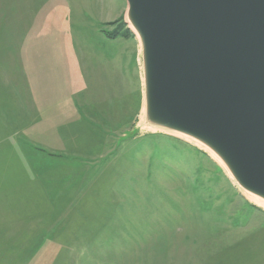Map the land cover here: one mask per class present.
<instances>
[{
	"label": "rangeland",
	"instance_id": "1",
	"mask_svg": "<svg viewBox=\"0 0 264 264\" xmlns=\"http://www.w3.org/2000/svg\"><path fill=\"white\" fill-rule=\"evenodd\" d=\"M127 10L126 0H0V100L40 114L35 87L55 75L39 59L72 53L75 85L63 70L42 100L114 109L92 156L30 160L37 125H0L27 148L9 153L15 187H0V264H264V210L206 153L138 127L140 45Z\"/></svg>",
	"mask_w": 264,
	"mask_h": 264
},
{
	"label": "water",
	"instance_id": "2",
	"mask_svg": "<svg viewBox=\"0 0 264 264\" xmlns=\"http://www.w3.org/2000/svg\"><path fill=\"white\" fill-rule=\"evenodd\" d=\"M126 1L148 120L207 144L264 198V0Z\"/></svg>",
	"mask_w": 264,
	"mask_h": 264
},
{
	"label": "crops",
	"instance_id": "3",
	"mask_svg": "<svg viewBox=\"0 0 264 264\" xmlns=\"http://www.w3.org/2000/svg\"><path fill=\"white\" fill-rule=\"evenodd\" d=\"M72 54V53H71ZM71 54H58L52 53L40 60V67L44 65L48 68L46 73L52 72L55 75V80H53V84L46 85L42 78L39 79V85L35 87L39 91V100H38V109H42L40 114L37 112H33L29 110L28 103H24L23 100L18 98V101L14 102L13 107H10L7 103L10 104L11 101L6 99L0 100V125H7L6 123H15L18 119L21 124H33L35 133V143L33 144L36 148L34 153L29 154L28 159H32L33 156L39 157L37 160H41L40 158H45V155L42 153L49 152L53 155L60 156H92L96 154H100L104 148L103 142V132L97 129V124L100 123H109L110 119L106 120L105 118L109 116L111 111V107L107 109V105L99 104L94 105V103H84L79 104L74 101L73 98L67 99L66 101H46L42 100L41 93L42 90H45V93L50 91L53 92L55 86L60 84L61 79L57 81V76L59 73L66 72V79L69 81V84L72 83L75 85L76 80H74L72 73L74 75H78L79 72L78 67H74L73 60L81 59L80 54L71 55ZM86 56V55H84ZM100 60V58H97ZM59 62H63L59 64ZM49 63V64H48ZM77 64V63H75ZM52 65V69L50 66ZM42 68V67H41ZM40 68V69H41ZM14 88V86H12ZM15 90V89H14ZM41 92V93H40ZM54 96V95H53ZM7 98V97H6ZM10 107V108H9ZM116 102L114 104V108H116ZM72 108V111L67 113V116L64 115L66 109ZM57 124L59 125L55 130H52V133L47 128V124ZM8 129V126L5 128ZM11 137L14 134L10 135ZM8 133L0 132V187L4 188L7 186V190L9 192L10 188H14L16 185V178L13 174L12 164H7L9 153L14 156V151L18 150L23 153L24 157L26 153L24 150H27L25 145H22L21 142H18L22 146L16 147V144H12L11 146L7 143ZM15 140V139H14ZM28 152V151H26ZM16 159V158H15ZM19 159V158H17ZM22 160V159H21ZM23 161V160H22ZM45 162V161H44ZM43 166V165H42ZM10 169V170H9ZM43 167H39L38 171H41ZM45 170V169H44ZM10 171L12 174L10 175ZM9 174L13 178V182H10L11 177L4 178L3 175ZM40 175V174H38ZM13 200H10L12 203Z\"/></svg>",
	"mask_w": 264,
	"mask_h": 264
},
{
	"label": "bare ground",
	"instance_id": "4",
	"mask_svg": "<svg viewBox=\"0 0 264 264\" xmlns=\"http://www.w3.org/2000/svg\"><path fill=\"white\" fill-rule=\"evenodd\" d=\"M128 8V3H127ZM126 22L128 25H130L131 30L133 33H135V36H137L139 45H140V54H139V61H140V68H141V75H142V93H143V101H142V110L140 114L139 124L138 127L141 129V131H149L152 133H162L171 135L174 137H177L181 139L183 142L190 144L191 146H194L201 150L202 152L206 153L209 158H211L217 166L223 171V173L227 176V178L233 183L235 188L241 193V195L248 200L253 205L259 207L260 209L264 210V198L259 197L255 194H252L248 191H246L244 188H242L239 183L236 181L235 177L231 174L229 168L224 164V162L221 160V158L215 153L213 149H211L207 144L202 142L201 140L190 136L188 134L160 126L158 124L152 123L150 120H148L149 117V110L147 101L145 99V67H144V51H143V39L139 31L136 30V27L134 26L131 18L128 16V10L126 13ZM137 41V42H138Z\"/></svg>",
	"mask_w": 264,
	"mask_h": 264
}]
</instances>
